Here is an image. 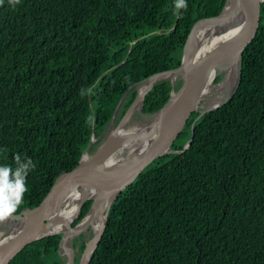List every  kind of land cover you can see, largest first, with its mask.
<instances>
[{"label": "trees", "instance_id": "1", "mask_svg": "<svg viewBox=\"0 0 264 264\" xmlns=\"http://www.w3.org/2000/svg\"><path fill=\"white\" fill-rule=\"evenodd\" d=\"M225 1L0 0V166L35 165L15 213L41 202L92 134L96 149L121 97L114 123L137 83L177 67L192 25ZM170 92L168 78L155 82L140 113L151 117ZM197 114L174 144L189 146L156 159L113 201L89 264H264V1L237 89L192 129ZM60 237L31 242L9 264H64Z\"/></svg>", "mask_w": 264, "mask_h": 264}, {"label": "water", "instance_id": "2", "mask_svg": "<svg viewBox=\"0 0 264 264\" xmlns=\"http://www.w3.org/2000/svg\"><path fill=\"white\" fill-rule=\"evenodd\" d=\"M263 1L226 0L220 12L195 21L184 43L180 64L173 69L155 73L138 82L137 85L146 80H151L140 98H138L137 89L134 100L113 128L115 129L125 122V120H128L135 110H141L144 96L153 87L155 82L168 78L171 82L170 96L152 114L150 121H148L152 123V128L155 131L151 145L138 156L124 154L116 157L111 162H106L105 158L107 154L115 149L112 144L107 142L108 135L111 131L96 149L90 152V147L97 139L92 134L77 165L70 171L61 172L55 178L52 186L41 202L33 208H23L20 212L13 213L9 217L13 221L21 222V226L2 244L0 249V264H9L28 244L50 234H61L59 250L63 249L62 242L65 233L61 231H49L54 221L51 220V216L70 187L79 183H83L88 187H97L98 189L97 196L92 199L90 198L92 202L87 212V214L90 212L88 220L80 228L76 229L71 237L73 239L74 236L81 233L91 232L77 262V264H89L90 257L97 247L105 229L109 208L113 201L117 199L118 195L156 159L165 154L184 151L189 146L191 138L181 150L176 149L174 144L190 122L193 112L196 111L194 108L200 98L204 77L212 66L220 67L228 62H235L236 78L234 86L220 104L207 106L198 110V114L192 119L190 127L193 129L195 122L201 115L219 107L234 94L241 78L243 49L252 42L260 27ZM238 5H243L248 15L244 27L235 33H231L230 28H228L221 36L208 44L206 49L193 60V56L186 53L185 46L196 29L207 25H215L223 21L230 22ZM219 74L221 72L217 75ZM177 78L181 79V85L175 89L174 85ZM124 96L125 94L116 105L110 123H113L114 114L122 103ZM117 153L115 151L114 157ZM87 200L89 198L86 196L81 200V208H83ZM105 203L106 206L102 211ZM95 218L100 220V226L97 230L93 231L91 223ZM7 233L9 234L5 228L3 235ZM71 249L72 252L63 253L65 257L64 264H75L76 252L74 253L72 246Z\"/></svg>", "mask_w": 264, "mask_h": 264}, {"label": "bare ground", "instance_id": "3", "mask_svg": "<svg viewBox=\"0 0 264 264\" xmlns=\"http://www.w3.org/2000/svg\"><path fill=\"white\" fill-rule=\"evenodd\" d=\"M247 18L248 15L245 7L243 5H238L230 22L227 23L226 21H223L215 25L199 27L194 32L193 36L188 40L185 46L186 53L191 54L194 60V58H196L206 49L208 44L221 36L228 28H230L231 33H235L238 30H241V28L244 27ZM219 72L224 74V78L217 87L215 86V88H212V83L214 79H216V76ZM235 78V62H228L220 67L212 66L204 77L200 98L194 109H197L202 98L213 90H216L218 92L221 90H227L228 92H230L234 86ZM150 81L151 80H146L139 84L138 98L143 95ZM221 101L222 99L220 97H216L214 101L208 104V106H216L220 104ZM126 122L127 120L113 129V131L108 135L107 142L109 144H112L115 149L107 154L105 158L106 162H111L116 158L114 157L115 151L119 153L126 152L125 154L129 156H138L151 145L153 137L155 135V131L152 128L151 122L147 121L144 123L133 125L132 127L126 126ZM97 192V187H88L83 183L73 185L61 199V203L55 208V211L51 216V220H54L53 225L51 226L49 231H61L65 233L62 242V247L64 248L65 253L72 252V249L69 245V239L73 236L75 230L80 228L84 224V222L88 220L90 212L89 214L86 213L72 227H68V224L66 223L73 217V215L75 217L78 208L80 210L81 200L85 196L89 199L95 198L97 196ZM105 206L106 203L104 204L102 211L104 210ZM3 223L5 224L7 232H9V234H0V249L2 247V244H4L9 239V237L13 235L21 226V222L13 221L10 218L3 221ZM99 226L100 220L95 218L91 223L93 231L97 230Z\"/></svg>", "mask_w": 264, "mask_h": 264}, {"label": "clouds", "instance_id": "4", "mask_svg": "<svg viewBox=\"0 0 264 264\" xmlns=\"http://www.w3.org/2000/svg\"><path fill=\"white\" fill-rule=\"evenodd\" d=\"M176 7L186 8V0H176ZM89 123H91V118H89ZM15 161L19 163V154L15 156ZM27 161V164L16 167L14 170L8 165L0 166V222L5 221L17 211L23 202L24 194L28 191L27 173L35 165L31 159Z\"/></svg>", "mask_w": 264, "mask_h": 264}, {"label": "rangeland", "instance_id": "5", "mask_svg": "<svg viewBox=\"0 0 264 264\" xmlns=\"http://www.w3.org/2000/svg\"><path fill=\"white\" fill-rule=\"evenodd\" d=\"M221 76V78H219V80H216L217 79V77L218 76ZM219 75H217L216 76V79H214V81H213V83H212V88H215V86L217 87L220 83H221V81L223 80V78H224V74H219ZM178 80H180L181 81V79L180 78H177L176 79V81H178ZM138 87H139V84L137 85V89H138ZM228 91L227 90H221V91H216V90H213L212 92H210V93H208L207 95H205L203 98H202V100L200 101V103H199V106L197 107V109H195V110H201V109H203V108H205V107H207L208 106V104L210 103V102H212V101H214L215 100V98L216 97H220L222 100L228 95ZM133 115L132 116H130V118L127 120V122H126V126H128V127H132L133 125H137V124H140V123H144V122H147V121H150V119H151V117H148L147 115H145V114H141L140 113V110H135L133 113H132ZM115 125H116V123H109L108 124V126H107V128H106V130L104 131V133L101 135V141H103L104 139H105V137L108 135V133L111 131H113L112 129L115 127ZM110 132V133H111ZM109 133V134H110ZM126 153V152H125ZM124 152H118L116 155H115V157H120V156H122V155H124L125 154ZM91 200V199H90ZM78 219H79V217H78ZM78 219L77 220H75L73 223H72V225H74L77 221H78ZM71 220V219H70ZM70 220H68V222L66 223V224H69L70 222ZM65 224V225H66ZM5 228H6V226H5V224L3 223V222H0V234H3L4 233V230H5ZM84 235L83 236H81L82 235V233L81 234H79V235H76V236H74L73 237V239L72 238H70L69 239V245H70V247L72 246L73 247V249H74V253L76 252V251H78V249H79V247H80V244H81V242H82V240L83 239H87V237L88 236H90L91 235V232H88L87 231V233L86 232H84L83 233ZM64 249V248H63ZM63 249H60V254L64 257V250ZM77 253V252H76ZM76 253H75V257H76ZM65 258V257H64Z\"/></svg>", "mask_w": 264, "mask_h": 264}]
</instances>
